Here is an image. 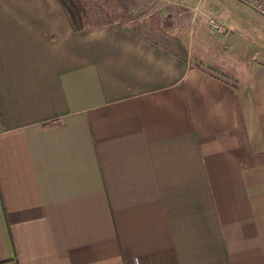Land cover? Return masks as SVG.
Wrapping results in <instances>:
<instances>
[{
  "label": "crops",
  "instance_id": "crops-1",
  "mask_svg": "<svg viewBox=\"0 0 264 264\" xmlns=\"http://www.w3.org/2000/svg\"><path fill=\"white\" fill-rule=\"evenodd\" d=\"M248 9L242 56L233 24L188 0L140 21L175 50L130 22L74 30L57 0H0V264H264Z\"/></svg>",
  "mask_w": 264,
  "mask_h": 264
},
{
  "label": "rangeland",
  "instance_id": "rangeland-1",
  "mask_svg": "<svg viewBox=\"0 0 264 264\" xmlns=\"http://www.w3.org/2000/svg\"><path fill=\"white\" fill-rule=\"evenodd\" d=\"M81 2L89 11L85 20L88 26H98L111 22H130L135 24L142 33L154 39L162 40L175 50L173 44L162 32L151 30L145 23L140 22L152 10L153 0H81ZM240 2L236 0H188L189 6L198 5L197 13L202 17L210 18L206 16L209 14L219 23L231 22L235 30L234 33L241 41L240 55L247 56V52H249L248 38L251 35L245 25L251 21L250 10L248 9L250 6L246 7V4Z\"/></svg>",
  "mask_w": 264,
  "mask_h": 264
},
{
  "label": "trees",
  "instance_id": "trees-1",
  "mask_svg": "<svg viewBox=\"0 0 264 264\" xmlns=\"http://www.w3.org/2000/svg\"><path fill=\"white\" fill-rule=\"evenodd\" d=\"M65 9L74 30H83L86 27L88 15L87 7L81 0H57ZM175 46L186 56V49L179 41H174Z\"/></svg>",
  "mask_w": 264,
  "mask_h": 264
},
{
  "label": "built area",
  "instance_id": "built-area-1",
  "mask_svg": "<svg viewBox=\"0 0 264 264\" xmlns=\"http://www.w3.org/2000/svg\"><path fill=\"white\" fill-rule=\"evenodd\" d=\"M264 15V0H239ZM210 25L217 31L222 32V27L216 20L210 19Z\"/></svg>",
  "mask_w": 264,
  "mask_h": 264
}]
</instances>
